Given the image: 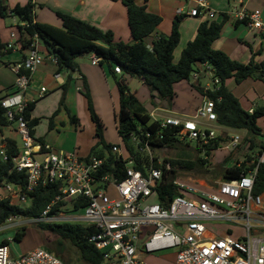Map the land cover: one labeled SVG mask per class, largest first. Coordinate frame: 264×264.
Instances as JSON below:
<instances>
[{
    "label": "built area",
    "instance_id": "obj_1",
    "mask_svg": "<svg viewBox=\"0 0 264 264\" xmlns=\"http://www.w3.org/2000/svg\"><path fill=\"white\" fill-rule=\"evenodd\" d=\"M30 1L35 6L34 0ZM187 2L194 5L189 11L190 17L215 18V12L208 9L205 0ZM231 14L239 21L247 22L251 29L264 31L259 12L250 13L242 7ZM39 45L40 38L36 34L27 46V56L12 67L16 75L13 92L0 102L10 121L16 120V114L24 113L27 107L25 94L38 68L47 60L57 63L55 57L44 56ZM13 48L14 43L6 44L3 56ZM91 59L94 66L101 63V58L95 54ZM114 73L120 75L123 71L120 66H115ZM194 77L197 79V75ZM219 84L214 79L212 86L204 87V92H214ZM45 92L43 88L42 93ZM150 117L159 122L156 114H150ZM16 123L23 147L19 148V155L13 157L8 155L4 142L0 148V160L12 159L16 170L26 173L27 180L24 186L6 184L0 193V202L9 200L11 204L22 206L31 201L37 188L59 185V195L53 204H71L73 209L77 203L86 204L81 210L84 215L78 218H69L62 212L49 218L48 207L40 219L29 222L68 221L92 228L93 233L87 236V240L101 253L103 264H147L148 255L171 249L175 250L176 264H264V196L253 193L257 173L264 164V147L247 153L252 159L248 160V170L239 179L222 180L209 189H201L184 180L180 175L186 171L176 168L172 184L178 194L167 207H163L157 202L155 189L174 169L170 163L158 158L155 162L149 133L145 139L132 137L136 154L148 160V163L142 161L143 172L141 164L126 148L112 147L115 155L112 163L97 156L81 158L76 151H58L34 139L23 117L20 116ZM160 127L176 130L172 135L180 142L194 141L203 151L226 133L218 124L215 102L207 94L193 115L165 117ZM228 137L231 138L230 144L219 150L233 153L231 149L239 146L240 136ZM17 219L10 218L6 225L17 223ZM207 221L237 224L246 233L237 239L232 231L216 236L205 226ZM0 264L63 263L44 248L16 257L8 245H0Z\"/></svg>",
    "mask_w": 264,
    "mask_h": 264
},
{
    "label": "trees",
    "instance_id": "obj_2",
    "mask_svg": "<svg viewBox=\"0 0 264 264\" xmlns=\"http://www.w3.org/2000/svg\"><path fill=\"white\" fill-rule=\"evenodd\" d=\"M111 1L121 2L127 9L129 28L133 38L132 44L115 42L112 32H103L97 27L58 11L56 15L62 21L61 28L34 23L35 6L31 1L24 6L18 4L11 9L7 4V0H0V17L17 16L21 22L26 24L25 27H19L21 42L26 48L37 34L40 41L45 45L48 56L55 57L57 60L55 64L56 73L74 72L78 67L76 61L78 58L85 54L94 53L98 58H101V64H108L111 66L113 72L115 66H120L125 76L140 79L152 93L156 92L160 100L168 103H173L175 100V84L189 81L193 73L197 71V65H207L212 69L214 79L219 81V88L214 92L205 93L201 89H199V92L203 95L207 94L214 100L218 124L228 129L245 131L248 134L247 140L250 141V150L256 146L258 148L264 147V141L259 145L255 143L257 137L263 136L258 122L264 117V107H256L253 113L245 111L238 98L235 97L226 85V82L229 80H234L239 85L249 79L260 81L264 84V61L256 63L252 60L249 64L245 65L231 60L226 53L212 48L213 43L220 37L227 16L224 15V19L221 22L212 20L203 22L198 27L197 36L194 41L187 45L181 54L179 62L174 64L173 53L180 41L179 26L185 16H178L174 21L172 33L169 36L161 35L150 49L145 43V38L156 32L162 19L159 16L148 13L146 7L139 6L136 0ZM244 23L247 24V22ZM5 48L6 45L2 44L0 40V55L3 56L2 50ZM71 80V77L68 78V81L62 86L64 92L68 89ZM117 85L120 96V110L116 116L118 134L122 138L125 148L139 165L141 164V170L144 172L142 161L144 160V162L148 163V160L136 154V150L131 144L134 134L145 139L146 134L149 133L151 137L149 139L150 146L153 150L163 148L179 149L182 143L172 135L176 130L161 128L160 122L152 121V118L145 114L137 98L130 92L125 79H122ZM82 93L88 100L91 120L96 126L95 137L98 139L97 145L91 151V156H97L98 158L105 159L108 163H112L115 161V155L112 153L113 146L107 145L103 140L104 125L95 112L93 100L86 82L84 83V92ZM35 106L36 102L28 103L23 114L15 115L16 120L20 116L24 118L32 137L35 135V128L40 123V119L32 117ZM60 107H65L64 97ZM65 110L69 113L66 107ZM58 112L56 111L55 115ZM16 120L10 121L8 119L7 110L0 103V128H8ZM71 121L73 124H79L77 117H71ZM128 137L129 140H127ZM3 142L7 145L8 155L13 157L19 155V147L16 141L5 139ZM224 142L226 141L219 137L209 146L205 147V151L197 145L196 154H204L206 158L200 157L195 158V160L165 159L164 163H170L174 170L171 171L170 175L165 176L161 186L155 189L157 202L163 207H167L173 197L178 194L172 184L173 179L176 177V168L186 172L204 174L209 163L208 159L213 157L215 150L224 147L221 146ZM99 148L102 149L101 152L98 150ZM96 151H99V153ZM251 159V155L248 154L247 161L245 160L243 163L236 161L233 166L225 169L222 173L223 180L232 181L239 179L248 170L247 163ZM155 162L157 163V158ZM225 162L226 164H230L231 159L228 157ZM118 165L121 167V164ZM26 180V173L18 172L12 159L7 162L0 160L1 189L6 184L24 186ZM253 193L254 195L264 194V164L261 165L257 173ZM58 195L59 185H50L45 188H37L35 193L31 195V201L25 207L11 204L9 200L0 202V228L13 217H21L27 220L40 219L48 207H50V211L47 214L48 217L53 218L57 216L66 204L62 202L53 204ZM85 207V202L77 203L74 205L73 210L81 211ZM37 225L41 230L57 235L60 240L70 241L80 253L81 264H103L101 253L87 240V236L93 233L92 228H85L81 224L71 222L52 224L38 222ZM26 232V229L16 232L14 240L21 242L26 236ZM0 245H8V242H3ZM57 246L61 247V241H59ZM46 250L59 258L63 264H69L68 260L60 257L61 252L58 247L55 250L50 248H46Z\"/></svg>",
    "mask_w": 264,
    "mask_h": 264
},
{
    "label": "crops",
    "instance_id": "obj_3",
    "mask_svg": "<svg viewBox=\"0 0 264 264\" xmlns=\"http://www.w3.org/2000/svg\"><path fill=\"white\" fill-rule=\"evenodd\" d=\"M205 1L207 3L208 9L214 11L216 14L215 18L211 19L212 21L221 22L224 19V15L227 16V20L223 26L220 37L213 43L212 48L214 50H218L226 53L231 58V60L239 62L241 64L247 65L252 60H254L256 63L263 62L264 61V31H256L251 29L246 23L239 21L231 13L234 11L241 10L242 7H244V9L250 13L257 11L260 13L261 20L264 24V0H205ZM241 1H243V3H241ZM34 2H35L34 21H33L34 23L46 24L56 28H61L62 21L56 15V12L58 11L61 13L71 15L72 17L78 20H81L94 27H97L103 32H112L114 34L115 42H123L125 44L133 43V38L128 23L127 9L121 2H114L111 0H34ZM27 3L28 0H7V4L11 9L18 4L24 6ZM136 3L139 6H145L148 13L159 16L162 19L161 23L157 27L156 32H154L153 35L145 38V43L147 47L150 49L152 48L153 43L161 35L169 36L172 33L174 21L178 16L180 15L185 16L182 19L179 26L180 41L173 53L174 64H177L179 62L183 50L187 47V45L190 42L194 41V39L196 38L198 27L203 22L209 21L208 18H205L201 15L198 17H190L189 11L194 7V5L188 4L187 0H136ZM8 18L10 19L9 24H7L2 17H0V40L4 45L10 42L14 43V48L13 50L4 54V56H2L0 60V93L6 90L5 95L1 96L0 100L6 98L8 95H10L13 92V87L15 84L14 78L16 77V75L15 72L12 70V67L14 65H18L19 63H21L22 60L27 56V48L23 46L21 42V33L19 29V27L22 25L23 22H21L20 18L17 16H11ZM41 44L42 42L40 41V45H39L40 51L44 56H47L48 51L45 45L41 46ZM93 55L94 54H89V56L87 57L85 54L84 56L78 58L76 60L78 67L75 69L74 72L72 73H68V71L65 73L61 72L62 74H65V78L62 76L61 73L55 72L56 69L55 64L49 60L45 61V65L39 67L38 70L34 73L30 81V87L25 94V100L27 101V105L28 103L36 102L35 109L32 112V117L40 119L39 125L43 123L41 122L42 118L50 117L56 111L61 112L60 110L61 107L59 105L61 104L62 101L61 100L62 93L57 90L62 88V86L68 81V78L70 77L72 79L71 82L75 81V90L77 94L79 93L82 94V92H84V83L86 82L87 87L89 89V93L94 102L95 112L102 121L103 125L105 126L109 125L107 121L112 119L110 115L111 110L109 109H111L112 107L111 105H113L114 108L113 118H114V126L116 132L115 135L113 136L103 132V140L107 145H112V146L117 145L122 147L123 149L125 148V146L122 138H120L118 134V129H117L118 123L116 119V116L120 110V96H119V90L117 84L122 79L126 80L130 92L137 98L142 109L145 111V114L149 116L150 114L153 113L156 114L158 116L157 118L159 122H161L163 118L172 115H182V114L187 115L186 112H189L190 113L189 115H193L196 112V110L201 106L204 95L201 94L200 92V96H198V101L196 102V104H192L190 106H185V107L183 106L177 107L176 105L178 98L177 87L183 86L181 84H185L184 81L175 84L174 86V90L176 94L175 100L173 101V103H168L166 101L160 100L156 93L154 92L152 93L148 91L146 89L147 87L143 84V82L140 79L139 80L141 83L139 84L141 87H138V89L136 90H132V88L130 87L131 82L133 80L132 77L125 76L124 73L120 75L115 74L112 71L111 66H109L106 63L104 64L100 63L97 66L92 65L91 58ZM176 61L178 62L175 63ZM196 70L197 71L195 72V75H197L196 81L198 83L197 86L198 90L199 89L204 90V88L201 85H199L200 80L206 76V75L203 76L202 73L203 72L204 74L211 73L213 75V71L207 65H197ZM38 73L40 76H43L46 79H49L51 82H53L55 85L53 89L57 91L54 93V95L57 94L60 95L58 102L56 101L54 103L56 106H53V108L51 109L49 114H47V116H41L40 114H38L37 109L40 105L39 103L47 98L46 96H48V90L45 87H41L39 92L40 97L38 100L35 98L37 92L31 91V88L35 87V83H38L36 80H34V78L37 76ZM57 76L58 79L56 78ZM111 79H113L116 83L114 89L110 88L109 81ZM251 81L255 82L253 80ZM233 82L234 80H229L226 82V85L232 91L235 97L238 98V100L240 101L241 98L238 95H241V97L244 96V92L241 91L242 90L241 88H243L241 86H243L244 83H241L237 85L235 88L231 89V85ZM252 84L256 86L258 89H260V91L261 88H263L259 84L257 85V83H252ZM184 86H186L187 89V85L185 84ZM43 88L46 90L45 93H42ZM29 90L31 92L30 94L28 93ZM97 91L102 92V95L97 96L98 93ZM254 95H255L254 92H252V96L250 98H245L246 101L250 104L249 106H242V104L240 103L242 108L245 111H248L249 113L254 111V109L256 108L252 105L253 99L255 98ZM64 96L66 97V95ZM98 101L100 108L97 106ZM247 102L246 104H248ZM117 105L119 107V110H117L116 108ZM257 107H264V106H257ZM77 119L79 120V124L78 125L75 124L77 126L76 131L77 129L81 130V128H83L82 125L84 124V122H82L81 119H79L78 117ZM51 123H52L51 125L54 124L53 125L54 129H58L57 123L55 121ZM111 124H112V120H111ZM39 125L38 127L35 128V135L33 138L38 141H42V143H47L52 146L53 144L50 143L49 140L50 141L53 140V137L50 136L49 133L46 134V130L41 131L39 129L40 127ZM223 131L226 132L227 134L240 133L239 131L224 127H223ZM244 132L245 131H242L243 134ZM5 139H11L16 141L14 137H3V140ZM256 141L258 140L256 139ZM263 141H264V137L261 138V142ZM96 143L97 140L95 139V142H93V144L86 152H82L79 146L74 151H76L81 158H88L91 156V151H92L91 147ZM98 150H100V152L102 151L101 148H99ZM218 150H215V152H217ZM253 150L256 151V149ZM226 152H227L225 156L226 159L228 157L230 158L232 154L228 151ZM97 153H99V151ZM232 163L233 162L231 161L230 164ZM15 225H17V223H15ZM15 225L5 224L3 227L0 228V234L5 232L8 226L14 227ZM9 241L10 240L4 238L0 240V244H2L3 242H8L9 244Z\"/></svg>",
    "mask_w": 264,
    "mask_h": 264
},
{
    "label": "rangeland",
    "instance_id": "obj_4",
    "mask_svg": "<svg viewBox=\"0 0 264 264\" xmlns=\"http://www.w3.org/2000/svg\"><path fill=\"white\" fill-rule=\"evenodd\" d=\"M29 1L30 0H28V2ZM3 20L7 24L10 23L9 18H3ZM41 46H44V44L42 43ZM177 62L178 61H176L175 63ZM5 73H6V70H5ZM62 73H65V72H62ZM202 74L203 76L204 75L206 76L200 80L199 85H201L203 88L206 85L212 86L213 80H214L213 75L211 73L204 74V72ZM194 75L195 73H193L189 81H186V82L184 81V83L187 85V89H186V86H184L185 84H181L183 86L177 87V94H178L177 104H176L177 107L190 106L192 104H196V102L198 101V96H200V92L197 87L198 86V83L196 81L197 79L194 78ZM62 76L65 78V74H62ZM14 79L16 80V77ZM34 80H36L38 83H35V87L31 88V91L37 92L35 96L37 100L40 97L39 92H40L41 87H45L48 90V96H46L47 98L42 100L39 103L40 105L37 109L38 114H40L41 116H47V114H49L53 106H56L54 103L56 101L58 102L59 96H60L59 94L54 95V93L57 91H60L62 93V99L63 97L65 98V106L66 105L68 106L66 107L68 108L69 113H70L69 114L65 111V107H61L60 109L61 112L59 111L60 113L58 112L57 115H55L54 113L50 117L42 118L41 122L43 123L39 125L40 126L39 129L41 131L46 130V134L49 133V135L53 137V140L51 141L49 140V142L52 143L53 148H55L58 151L61 150L65 152H72L75 149H77V147L79 146L82 152H86L90 148V146L93 144V142H95V139H96L95 137L96 126H94L95 124H93L91 120V115L88 109V100L86 96H84L83 93L82 94L76 93L75 81H72L70 86L66 90V92H64L63 88H60L57 91L53 89L55 87L54 83L51 82L49 79H46L45 77L40 76L39 73L34 78ZM139 83L141 82L138 78H133L131 85H130L132 90H136L138 89V87H141ZM243 83L244 84L243 86H241L243 87L241 88L242 89L241 91L244 92V96L241 97V95H238L241 98L240 103L242 104V106L250 105L246 101L245 98H250L252 96V92H254L255 94L254 95L255 98L253 99L252 105L254 107L264 106V84L258 81L252 82L251 80L245 81ZM252 83H257V85L259 84L263 88H261V91H260V89H258ZM109 84H110V88H113V89L116 86V83L113 79L109 81ZM236 86L237 84L233 82L231 85V89L235 88ZM146 89L150 91L148 88ZM97 92H98L97 96L102 95V92L100 91H97ZM5 93H6V90L0 93V97L4 96ZM28 93L29 94L31 93L30 90L28 91ZM64 95H66V97ZM99 101L97 102V104L99 103ZM246 102L248 104H246ZM93 105H94V102H93ZM97 106L100 108L99 104ZM111 106L112 107L109 110H111L110 115L112 119L107 121L109 125H106V126L104 125L103 132L108 133L109 135L113 136L115 135L116 130H115L114 118H113L114 108H113V105ZM116 108L117 110H119L118 105ZM186 114L189 115L190 113L186 112ZM71 117H78L79 119L82 120V122H84V124L82 125L83 128H81V130L77 129L76 131L77 126L72 123ZM111 120H112V124H111ZM54 121L57 123L58 129L53 128L54 124L51 125L52 124L51 122H54ZM258 126L262 129L264 133V117L260 119ZM17 128H18V124L16 122L13 123L8 128H0V148L2 145H4L3 137H14L17 141V145L19 146V148L21 149L23 147L21 136L16 132ZM239 132L240 133H237L240 136L239 146L235 150L231 149V152L234 151L233 153H231L232 155L230 157L231 161L233 162L231 165L226 164L225 162V159H226L225 156L227 152L220 149L217 152H215L213 157H210L208 159L209 163L207 164V168L204 174L195 173V172H192V173L186 172L184 175H180V176L184 178V180H187L188 182L195 183V185L201 189H209L210 187H213L217 183L221 182L223 180L222 173L224 172V170L227 168H230V166H233V164L236 161H238L239 163L245 161V159L247 158V153L251 151L250 141L247 140L248 134H246V132H244L243 134L242 131H239ZM227 135L234 136L235 134L223 133L222 139H224L226 142H224L221 146L230 144L231 138L228 137ZM134 136H138V135L134 134ZM262 137H264V134L263 136H259L256 138L258 140V141H255L257 145L262 143L261 142ZM96 140L98 143V139ZM97 143L93 145L91 148L93 149L97 145ZM181 143H182L181 146L178 145L180 146L179 149L163 148V149L153 150L152 153L154 157L158 158L160 161H164L165 159L195 160V158H200V157L206 158L204 154L202 155L196 154V147H197L196 142L189 141V142H181ZM131 144L133 148L136 149V144L133 143V141H131ZM256 147H255L256 150L260 148V147L258 148V146ZM0 191L2 192V189ZM28 204L29 202L25 205H22V207H25ZM216 209L219 210L220 212H223L221 209H218V208ZM61 212L64 213L69 218H78L84 215V212L82 211H74L71 204H66L61 210ZM16 221H18L17 225L13 224L15 225L14 227L8 226V228H6V231L0 234V240L4 238L10 240L8 246H9L11 253L14 256L17 257L20 255H24L27 252L32 251L37 248H44L45 250L46 248H50V249L55 250V248L58 247L61 252L60 257L62 259L68 260L69 264H81L80 253L78 249L70 241L60 240V238L57 235L52 234L49 231L41 230L37 225L38 222L36 221L29 222V220L24 219V218H18ZM24 221H28V222H24ZM65 222H68V221H65ZM52 223H63V222L54 221V220L49 221V224H52ZM204 224L207 227V229L216 236H220L222 234L228 233L229 231H232L234 234V238L237 239L241 237L242 235H245L246 233L245 229L242 226L233 224L230 222L207 221ZM23 229L28 230L27 235L23 238L21 242L15 241L14 240V236L16 234L15 232H20ZM59 241H61V247L57 246ZM146 263L147 264H176L175 250L173 249L165 250V251H161V252H158L152 255H148L146 257Z\"/></svg>",
    "mask_w": 264,
    "mask_h": 264
},
{
    "label": "water",
    "instance_id": "obj_5",
    "mask_svg": "<svg viewBox=\"0 0 264 264\" xmlns=\"http://www.w3.org/2000/svg\"><path fill=\"white\" fill-rule=\"evenodd\" d=\"M92 54H94V53H92ZM96 55V54H95ZM86 56L88 57L89 56V54H86ZM127 140H129V137L127 138Z\"/></svg>",
    "mask_w": 264,
    "mask_h": 264
}]
</instances>
